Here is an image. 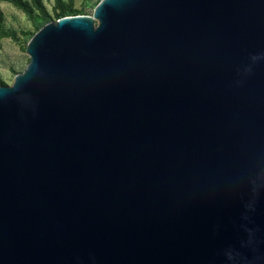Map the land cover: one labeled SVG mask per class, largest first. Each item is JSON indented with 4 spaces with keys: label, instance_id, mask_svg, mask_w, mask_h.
<instances>
[{
    "label": "water",
    "instance_id": "95a60500",
    "mask_svg": "<svg viewBox=\"0 0 264 264\" xmlns=\"http://www.w3.org/2000/svg\"><path fill=\"white\" fill-rule=\"evenodd\" d=\"M0 84V264H264V0H99Z\"/></svg>",
    "mask_w": 264,
    "mask_h": 264
},
{
    "label": "rangeland",
    "instance_id": "374dc122",
    "mask_svg": "<svg viewBox=\"0 0 264 264\" xmlns=\"http://www.w3.org/2000/svg\"><path fill=\"white\" fill-rule=\"evenodd\" d=\"M24 8L0 0V81L11 84L22 72L29 56L24 51L29 37L36 31V23L45 16L51 20L63 12L69 15H92L96 0H21ZM62 13V14H63Z\"/></svg>",
    "mask_w": 264,
    "mask_h": 264
},
{
    "label": "trees",
    "instance_id": "16d2710c",
    "mask_svg": "<svg viewBox=\"0 0 264 264\" xmlns=\"http://www.w3.org/2000/svg\"><path fill=\"white\" fill-rule=\"evenodd\" d=\"M6 1H9V2H12L13 4H15V5H17V6H20V7H22V8H24V10H26L27 11V9H26V6H25V4L21 1V0H6ZM99 0H96V3L98 2ZM95 3V4H96ZM63 13V12H62ZM60 14L57 18H59V17H61V16H65V15H69V14H67V13H63V14ZM51 19L50 18H48L47 16H45L44 18H43V20H41V21H39V22H37L36 23V31L41 27V26H43L45 23H47L48 21H50ZM35 31V32H36ZM34 32V33H35ZM33 33V34H34ZM33 34H31V36L33 35ZM31 36L29 37V38H31ZM2 82L0 81V84H1Z\"/></svg>",
    "mask_w": 264,
    "mask_h": 264
}]
</instances>
